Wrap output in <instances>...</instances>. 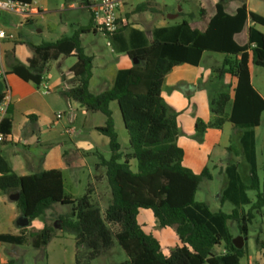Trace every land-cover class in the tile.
I'll return each instance as SVG.
<instances>
[{
	"label": "trees",
	"instance_id": "trees-1",
	"mask_svg": "<svg viewBox=\"0 0 264 264\" xmlns=\"http://www.w3.org/2000/svg\"><path fill=\"white\" fill-rule=\"evenodd\" d=\"M16 1L33 4V0ZM223 2L220 0L215 5V14L204 31L188 33L191 37L188 45L180 40L156 39L148 47L129 52V58L140 64L120 71L113 87L98 95L91 93L89 88L93 58L85 54L81 44L82 34L97 32L92 16L90 24L79 28L73 36L32 46L35 55L28 60L27 66L11 65L6 71V75L12 74L40 86L50 62L74 57L76 63L70 69L73 87L66 92L67 98L87 111L106 117L105 125L97 129L109 139L112 153L110 160L100 157L99 163V167L106 169L111 192L104 212L94 205L90 187L82 198L74 200L65 194L61 171L21 177L0 153V191L8 197L19 194L17 209L30 224L45 216L54 205L72 208L70 214L59 216L58 221L63 234L75 237L76 264L83 262L80 253L84 247L88 249L84 260L90 262L109 252L115 240L128 256L124 264H241L245 249L234 247L228 223L236 222L240 235L246 237L255 214H263L264 195L258 194L247 213L243 209H235L231 214L213 213L206 204L197 203L199 186L210 175L207 169L196 175L184 166L185 152L177 142L178 121L168 114L162 97L165 79L174 68L184 64L199 67L205 53L221 54L224 61L222 69L218 70L219 78L229 75L236 79V86L212 100V112L216 117L213 126L222 128L226 122L236 127L260 126L264 98L252 85L250 66L264 68V34L250 28L245 45H240L235 37L244 31L249 20L264 28V17L250 12L246 5L230 15ZM85 4L90 7L89 0H85ZM147 7L145 4L139 9ZM182 26L189 25L183 23ZM3 99L4 94H1L0 104ZM113 102L118 104L129 135L130 147L126 155L122 153L115 130ZM12 128L13 119L5 117L0 124V134L5 140L12 134ZM206 128L201 122L196 126L202 133ZM132 160L137 162L136 172L132 170ZM255 184L253 178L252 187ZM141 210L152 211L161 228L175 229L179 244L168 256L163 253L159 241L140 225ZM54 233L55 229L45 223L39 235L31 233L35 237L33 246L48 245ZM0 243L22 245L23 239L0 234ZM223 244L224 253L218 254L216 250ZM256 244L264 250V240L260 237Z\"/></svg>",
	"mask_w": 264,
	"mask_h": 264
},
{
	"label": "rangeland",
	"instance_id": "rangeland-1",
	"mask_svg": "<svg viewBox=\"0 0 264 264\" xmlns=\"http://www.w3.org/2000/svg\"><path fill=\"white\" fill-rule=\"evenodd\" d=\"M156 1V0H154ZM164 1L165 5H151V11H155L161 20L167 21L171 26V31L182 33H190L192 31H202L197 28L183 27L184 21L191 23L194 18L200 20L202 17H212L215 14V5L220 0H158ZM35 6L40 9V13L24 16L20 14L3 13L0 16V28L13 35L14 40L10 42V48L15 44L24 46L16 58V62L20 63L28 54H32V46H39L44 43L56 42L64 35L65 30L68 35H73L78 28L87 27L90 24V11L85 8V0H34ZM70 4H75L77 9L71 10ZM201 4L206 8L204 14H201ZM224 8L226 11L236 6L246 5L255 14L264 17V0H224ZM66 25V28H64ZM205 21H201L198 27L203 28ZM256 30L264 34V28L257 26ZM132 28H128L126 33H131ZM66 34V35H67ZM154 34H156L154 32ZM127 35V34H126ZM107 42L112 44L111 48H107L108 57H126L122 52L118 51L117 45L125 46V41H118L115 36L107 37L100 35ZM128 36V35H127ZM242 39H239V43ZM114 50V54H111ZM224 56L216 53H205L202 64L200 66V74L195 83L198 88L194 95L186 97L183 92L166 86L162 91L165 107L168 114L175 116L178 121L179 136L178 145L185 152L184 166L192 170L196 175H200L205 169L208 170L210 177L204 178L199 186L196 195V202L206 204L213 213L223 212L231 214L235 209H243L246 213L251 209V204L257 201L258 194L264 195V113L262 115L259 127H232L219 130L214 125L215 119L212 112V100L220 93L234 88V81L229 75L219 78L218 70L222 69ZM134 63V59H133ZM9 65L7 64V69ZM5 68V67H4ZM65 65L60 67L58 63H50L48 71L43 74L44 78L51 82L62 78V71L67 72ZM253 85L264 96V68L254 65L250 66ZM12 74L6 77L11 78ZM64 87L55 89L53 96L58 99L55 103H68L63 100L62 91ZM98 89H94V92ZM40 92L44 93L43 87ZM52 97V96H51ZM48 99V96H44ZM75 103V102H72ZM78 107V106H77ZM79 109L78 120L75 124L70 123L71 109L68 106L54 109V115L63 114L61 124L67 129L63 134L66 142V151H80L86 155V165L76 171L78 181L72 176L67 178L66 190L74 194L75 200L82 198L88 189V185L95 180L91 179L90 171L94 170V164L100 163V157L110 160L111 150L109 145H105L102 141L108 138L98 132L99 126H104L106 117L101 113L88 112L85 114ZM111 110L115 112L116 125L115 130L119 136L122 153L126 155L129 151V135L125 129L122 116L119 111L118 104L113 102ZM230 107L228 106L227 112ZM85 115V116H84ZM204 123L208 134L197 131L198 123ZM74 131L82 129V136L66 133V130ZM98 143V149H91ZM93 150V151H92ZM127 150V151H126ZM106 169L101 168L98 172L99 176L104 175L106 179ZM253 178L255 187H252ZM101 195L106 196L105 190H101ZM234 197V198H232ZM106 201L104 200L103 205ZM56 214L59 212L70 214L72 208L70 206L55 205ZM51 211L48 212V215ZM11 211L0 205V233L12 234L22 237L24 244L15 245L9 243H0V260L7 259L5 264L12 261L15 264H76V243L73 235H62L59 221L56 216L50 218H42L41 225L48 224L55 229L54 237L48 245L34 247L35 237L31 233L40 234L31 224L28 228H24L22 232L16 225L10 224ZM47 215V216H48ZM46 216V217H47ZM139 223L144 225L146 233H151L155 238L162 242V251L165 255H169L179 243V238L173 228H161L150 210H141L138 217ZM231 234L234 239L241 236L236 222L228 223ZM14 231H11L12 229ZM262 231V232H261ZM27 233V234H26ZM260 237L264 240V210L263 214H255V219L249 226V233L246 236L245 257L241 260V264H261L259 256V248H257L256 239ZM88 251L84 247L81 251L82 264H123L128 260L126 252L119 246L115 240L113 248L97 258L94 261L87 262L84 256ZM216 252L224 253V244L217 248ZM259 259V260H258Z\"/></svg>",
	"mask_w": 264,
	"mask_h": 264
},
{
	"label": "crops",
	"instance_id": "crops-1",
	"mask_svg": "<svg viewBox=\"0 0 264 264\" xmlns=\"http://www.w3.org/2000/svg\"><path fill=\"white\" fill-rule=\"evenodd\" d=\"M95 0H89V6H92ZM217 0H215L216 2ZM148 5L145 9H139L142 5ZM165 5L164 1L158 2V0H125L124 5L119 13V23L120 30L115 35L118 38V41H125V46L117 45L118 51L122 52L126 57L124 59L122 57H108V53L106 52L107 48H111L112 44L109 46L105 45L104 42H101L104 38L100 35L102 33L91 31L89 33H85L81 35V44L85 51V54L93 58V76L90 81V91L91 93L98 95L107 90H110L115 82L116 76L120 71L128 70L133 68L135 63H133V59L129 58L128 53L136 51L138 49H142L150 46L154 40L161 41H169L174 42L176 40H180L183 44L188 45L191 41L190 35L188 33H182L178 31H171L170 24L161 20L155 11L150 10L151 5ZM85 8H88L91 14L90 7L84 5ZM152 7V6H151ZM241 6H236L229 11H225L234 15L238 8ZM32 8L40 13V9L35 6V2L33 0ZM69 8L71 10H76L77 7L75 4H70ZM206 8L203 4H201V10ZM248 10L254 13L251 9ZM34 13V14H36ZM92 16V14H91ZM213 17V16H212ZM212 17H202L200 20L194 18L191 23L184 21L183 23H188L190 28H197L204 31L207 27L209 20ZM91 18V17H90ZM91 20V19H90ZM201 21H205V25L203 28L198 27V24ZM182 23V24H183ZM132 28L131 33H126L128 28ZM257 25H254L251 20L248 21L245 26L244 31L235 37V40L239 43V39H242L240 45H245L248 40V31L250 28L256 29ZM66 28V25L65 27ZM81 28V27H80ZM94 28V27H93ZM79 29V28H78ZM77 29V30H78ZM95 29V28H94ZM63 35L66 37H71L73 35H68L65 30H63ZM154 32L156 34H154ZM67 34V35H66ZM128 36H127V35ZM105 36V35H103ZM10 40L5 41L2 45L3 49V61L5 70L8 71L11 65H25L27 66V62L29 59L34 57V50L32 48V54H28L22 60V62L17 63L16 58L19 57V54L24 46L20 44H15L13 48H10ZM114 50H111V54H114ZM205 55V54H204ZM204 58V56H203ZM203 61V59H202ZM58 63L60 67L65 65V69L67 72L62 71V78L51 82L49 79L44 78L40 86L35 85L32 82H24L19 79L15 75H11V78L6 77L5 82L6 85L10 89V108L5 117H10L13 119V128L12 134L6 138V140L0 143V153L5 158V160L9 163L13 171L21 177L30 176L33 174H39L45 171L51 170H59L63 174L64 178V189L65 194L75 200V196L73 193H67L66 185L67 178H77L76 171L84 168L86 165V155L83 154L79 148H76V151H71V153H67L66 151V142L64 138V132L62 129H67L62 126L61 121L63 119V114L54 115V109H56L59 105L60 107L68 106L71 109L70 114V123L75 124L78 120L79 109L81 108L82 112L88 114L85 108L81 107L77 103H72L67 96L66 92H68L73 87V79L70 69L76 63V58H60L57 61H53L50 63ZM49 63V64H50ZM7 64L9 65L7 69ZM48 64V65H49ZM202 64V62H201ZM200 64V66H201ZM48 65L44 71H48ZM200 66L193 67L188 64L180 65L173 69V71L166 77L165 83L163 86V90L166 86L180 90L184 93L186 97L194 95L197 92L195 87V83L200 74ZM251 72V68H250ZM43 73V74H44ZM252 79V74H251ZM234 81V87L236 86V79L232 78ZM253 85V80H252ZM47 86L49 88V93H41L40 88ZM60 87H64L62 91V98L66 100L68 103H55L58 102L53 96V91L55 89H59ZM255 88V86L253 85ZM94 89H98L94 92ZM258 92L259 90L255 88ZM162 90V91H163ZM259 94L264 98V96L259 92ZM44 96H48V99H45ZM52 96V97H51ZM78 106V107H77ZM120 111V110H119ZM113 112V118L116 125L115 112ZM121 114V113H119ZM58 115L61 117L58 118ZM85 116V115H84ZM121 116V115H120ZM4 117V118H5ZM32 117V118H31ZM216 118L215 115L213 117ZM230 126L236 127L233 124L226 122L222 128L219 130H224V128H229ZM102 127V126H99ZM82 129H78L76 131L71 128L66 130V133L71 135V133L80 137L83 134ZM208 134V130L205 132ZM105 145H109V139L107 141H102ZM95 146H90L91 149H98V143L95 141ZM93 151V150H92ZM127 151V150H126ZM129 151V149H128ZM185 160V159H184ZM132 170L134 172L137 171V162L132 160L130 162ZM103 167H99V163L94 164V170L96 172L90 171V178L95 180L90 183L88 187L93 190V203L96 207H98L102 212L106 210L111 200V192L108 187V182H106L104 175L101 174L99 176L98 172ZM106 174V172H105ZM78 181V179H76ZM105 190L106 196L101 195V190ZM234 198V197H232ZM104 200L106 201L105 205H103ZM0 205L8 208L12 215L10 218V224L14 225L19 217H21L16 202L10 200V197L4 195L0 191ZM55 205L46 212V215L33 221L31 223L32 227L35 228L37 232L42 231L43 227L41 225V219L50 218L51 216H56V221H58L59 216L68 215L62 212L56 214L57 209H54ZM51 211V214L48 215V212ZM48 215V216H47ZM47 216V217H46ZM140 216V213H139ZM139 221V220H138ZM143 229L144 225L140 224ZM1 229V227H0ZM12 229V228H11ZM21 229V228H19ZM11 231H14L13 229ZM21 229L20 232H22ZM145 231V230H144ZM16 233V231H14ZM14 232L11 235H14ZM1 234V233H0ZM27 234V233H26ZM151 234V233H148ZM66 235H60V238H64ZM152 235V234H151ZM157 239V238H156ZM158 240V239H157ZM26 241V240H25ZM23 241V244L24 242ZM161 244L162 242L158 240ZM76 243V241H75ZM22 244V245H23ZM179 244V243H178ZM246 247V241L244 245V249ZM176 248V247H175ZM259 248V247H257ZM260 249V248H259ZM259 258L261 264H264V250H259ZM172 251L169 252V254ZM168 256V255H167ZM245 257V256H244ZM7 261L6 258L0 260V264H5ZM127 262V260L125 261ZM124 262V263H125ZM123 263V264H124Z\"/></svg>",
	"mask_w": 264,
	"mask_h": 264
},
{
	"label": "built area",
	"instance_id": "built-area-1",
	"mask_svg": "<svg viewBox=\"0 0 264 264\" xmlns=\"http://www.w3.org/2000/svg\"><path fill=\"white\" fill-rule=\"evenodd\" d=\"M125 0H95L90 6L91 14L94 19V28L97 32L102 33L107 37L115 36L120 30L119 13L124 5ZM37 11L32 8V5L21 3L16 0H0V16L3 13L20 14L31 16ZM14 40L13 35L0 28V82L3 83L4 99L0 104V124L7 115L10 106V89L6 85V70L3 61L2 45L5 41ZM110 46V42L108 43ZM44 93H49V88L44 86ZM61 116L58 115V118ZM5 141V137L0 134V143Z\"/></svg>",
	"mask_w": 264,
	"mask_h": 264
},
{
	"label": "water",
	"instance_id": "water-1",
	"mask_svg": "<svg viewBox=\"0 0 264 264\" xmlns=\"http://www.w3.org/2000/svg\"><path fill=\"white\" fill-rule=\"evenodd\" d=\"M134 63H135V65L140 64V62L136 59H134ZM3 88H4V85L2 82H0V95L3 94ZM19 198H20L19 194H15V195L10 196V200L13 202H17L19 200ZM16 225L18 228H21V229L28 228L30 226V221L28 218L21 216L17 219ZM245 241H247L246 237L239 236V237L233 239V245L236 249L241 250L244 248Z\"/></svg>",
	"mask_w": 264,
	"mask_h": 264
}]
</instances>
